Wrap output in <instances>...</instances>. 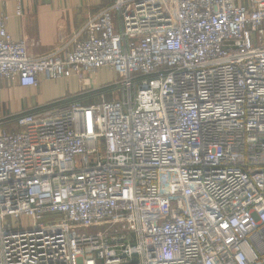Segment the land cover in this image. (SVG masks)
Returning a JSON list of instances; mask_svg holds the SVG:
<instances>
[{
    "label": "built area",
    "instance_id": "built-area-1",
    "mask_svg": "<svg viewBox=\"0 0 264 264\" xmlns=\"http://www.w3.org/2000/svg\"><path fill=\"white\" fill-rule=\"evenodd\" d=\"M7 20L0 81L121 80L0 120V264H264V0H114L39 56Z\"/></svg>",
    "mask_w": 264,
    "mask_h": 264
},
{
    "label": "crops",
    "instance_id": "crops-1",
    "mask_svg": "<svg viewBox=\"0 0 264 264\" xmlns=\"http://www.w3.org/2000/svg\"><path fill=\"white\" fill-rule=\"evenodd\" d=\"M113 1L88 0L84 3L83 0H0V15L8 18L6 29L12 39L15 41L25 40L28 44V53L39 56L67 41L83 26L91 12L87 11L89 4L103 7ZM18 5L22 11L21 16H16ZM70 79L74 83L77 82L79 90L75 91L71 97L62 99L76 97L83 86H86V81L81 84L76 77ZM47 82L41 81L37 88H30L0 81V116H10L46 105L50 97L43 95L42 91ZM58 82L62 84L63 80H58ZM80 85H83L82 88ZM85 89L92 88L86 86ZM27 106L26 110H22Z\"/></svg>",
    "mask_w": 264,
    "mask_h": 264
},
{
    "label": "rangeland",
    "instance_id": "rangeland-1",
    "mask_svg": "<svg viewBox=\"0 0 264 264\" xmlns=\"http://www.w3.org/2000/svg\"><path fill=\"white\" fill-rule=\"evenodd\" d=\"M83 2L86 3V2H88V0H83ZM108 5H110V4L108 3ZM108 5L106 4L105 6H108ZM105 6H103V7H105ZM103 7L102 6L98 7L95 4H91V5L89 4L87 11H91V12H89L87 19L89 17L95 16L96 14H98V12ZM113 22H114V26H116L115 19L113 20ZM86 78H87L86 79V86L91 87L94 91L99 90V89H103V88L107 87L109 84L116 82L118 80H121V77L119 75H116L113 72L107 71V70H100L97 72L96 75L87 76ZM58 80H60V81L63 80V83L60 84L58 82ZM58 80L48 81L47 85H45L43 87L42 94L45 95L46 97L47 96L50 97V99L46 103V105L50 104L52 102L60 101V100H62V98L71 97L75 93V91L79 90V86H78L77 82L74 83L72 79H58ZM105 90L103 89V92H105ZM99 94H100L99 91H97L95 93V95L93 96L94 97L93 99L95 100V102H98ZM46 97H45V99H46ZM10 103H13V102L10 101ZM5 106L7 107V105H5ZM43 106H45V105H43ZM11 107H12V105H11ZM23 107H25V106H23ZM27 108H28V106L24 109L22 108V110H26ZM8 116L2 115V116H0V120H3L5 118H7ZM5 128L7 129L8 125H6ZM8 130H10V129H8ZM17 224H18L17 227L22 229V228L29 226V221L27 219H21Z\"/></svg>",
    "mask_w": 264,
    "mask_h": 264
},
{
    "label": "trees",
    "instance_id": "trees-1",
    "mask_svg": "<svg viewBox=\"0 0 264 264\" xmlns=\"http://www.w3.org/2000/svg\"><path fill=\"white\" fill-rule=\"evenodd\" d=\"M114 2V1H113ZM112 2V3H113ZM111 4V3H110ZM92 102H95V100L94 99H90V100H87L86 102H85V104H91Z\"/></svg>",
    "mask_w": 264,
    "mask_h": 264
}]
</instances>
